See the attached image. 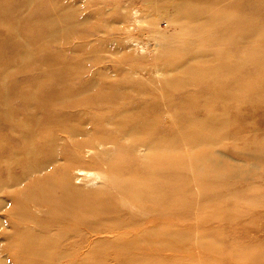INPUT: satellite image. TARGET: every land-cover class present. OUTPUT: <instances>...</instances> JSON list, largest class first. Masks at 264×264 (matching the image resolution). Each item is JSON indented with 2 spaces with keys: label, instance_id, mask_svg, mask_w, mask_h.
Listing matches in <instances>:
<instances>
[{
  "label": "rangeland",
  "instance_id": "obj_1",
  "mask_svg": "<svg viewBox=\"0 0 264 264\" xmlns=\"http://www.w3.org/2000/svg\"><path fill=\"white\" fill-rule=\"evenodd\" d=\"M0 149V264H264V0H0Z\"/></svg>",
  "mask_w": 264,
  "mask_h": 264
},
{
  "label": "bare ground",
  "instance_id": "obj_2",
  "mask_svg": "<svg viewBox=\"0 0 264 264\" xmlns=\"http://www.w3.org/2000/svg\"><path fill=\"white\" fill-rule=\"evenodd\" d=\"M29 128L31 129V127H29ZM29 128H27V133H28L27 140L29 141V147H28V150H29L28 152L29 153H28V155H29L30 158L32 157L33 161H35V169L33 168L32 170H30V173L37 172V171L41 172L43 169H46L49 166L50 163L52 164V163H56L57 161H59L61 159V157L59 158L58 154H55V152L52 153L51 148L49 146L50 143H45L46 138H42L41 136H39L38 139L36 137H34V139L31 140V136H33L34 133L31 132V130H29ZM36 128H38V125H37ZM72 131L76 132V129H73V130H71L69 132V134L72 133V134L75 135V133L72 132ZM76 134H79V132L77 131ZM91 137H93V138H91ZM67 138L70 139V141L68 143L69 144L68 148H70V150H71V148H75L78 152H81L80 150L84 146L91 148L92 147V143H94V142H96L97 146H103V142H100L102 138L95 137L94 133H93V135H88V138H83L81 136H78V137L75 138V137H72V135H68ZM91 141H93V142H91ZM88 159L92 163H94L97 160L93 156H88ZM39 164H41V166L37 167V165H39ZM10 165H11V167L9 169V175H12L15 172L14 167L16 165H13V164H10ZM69 165L70 164H66L65 165L64 163L59 165L60 166L59 169H60V171L62 172V175H63L62 177H64V178L67 177V173H65V171L69 167ZM76 171L78 173L81 172L83 177L87 178V181L91 185H97L104 178L103 174L98 172V171H87V170H84V169H78ZM25 174H28V173L25 172ZM76 178H78V177H76ZM107 178L109 179V176ZM0 185H2V181H0ZM51 188H53V189H72V187H69V186H67V184L62 183V182H60V184L54 182L52 184ZM0 189H1V186H0ZM123 189H128V187H124ZM64 193H66V191H64ZM38 195L42 196V198L45 197V194L42 191H40V190H39ZM65 195H67V194H65ZM58 196L61 197V196H63V194H59ZM130 211H131V209H130ZM49 245H50L49 241L43 242L39 249H41V248L42 249H47V248H49ZM52 246L53 245H51V248H56L57 247L56 245L53 246V247ZM35 248H37V245H35ZM135 250H139V248H135Z\"/></svg>",
  "mask_w": 264,
  "mask_h": 264
}]
</instances>
